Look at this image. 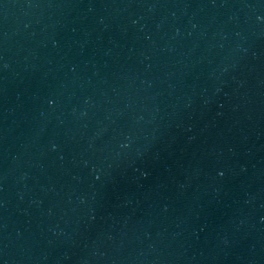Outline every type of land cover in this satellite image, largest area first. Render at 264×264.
<instances>
[{
  "label": "water",
  "instance_id": "95a60500",
  "mask_svg": "<svg viewBox=\"0 0 264 264\" xmlns=\"http://www.w3.org/2000/svg\"><path fill=\"white\" fill-rule=\"evenodd\" d=\"M0 264H264V0H0Z\"/></svg>",
  "mask_w": 264,
  "mask_h": 264
}]
</instances>
